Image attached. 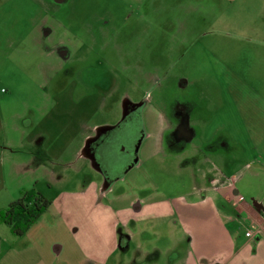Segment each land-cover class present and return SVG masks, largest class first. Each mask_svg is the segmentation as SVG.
<instances>
[{
  "label": "rangeland",
  "instance_id": "1",
  "mask_svg": "<svg viewBox=\"0 0 264 264\" xmlns=\"http://www.w3.org/2000/svg\"><path fill=\"white\" fill-rule=\"evenodd\" d=\"M129 105L147 149L142 191L127 193L176 196L222 176L264 199V0H0V212L31 189L101 188L96 158L76 150Z\"/></svg>",
  "mask_w": 264,
  "mask_h": 264
},
{
  "label": "crops",
  "instance_id": "2",
  "mask_svg": "<svg viewBox=\"0 0 264 264\" xmlns=\"http://www.w3.org/2000/svg\"><path fill=\"white\" fill-rule=\"evenodd\" d=\"M143 141L138 149L146 151ZM76 154L89 159L81 146ZM32 156L27 168L39 162ZM261 160L257 169L264 168ZM145 162L136 159L101 188L91 180L79 191L46 197L51 204L36 224L21 237L0 240V264H264V233L245 237L264 223V199H246L222 176L176 196L156 189L127 193L142 191L133 172Z\"/></svg>",
  "mask_w": 264,
  "mask_h": 264
},
{
  "label": "flooded vegetation",
  "instance_id": "3",
  "mask_svg": "<svg viewBox=\"0 0 264 264\" xmlns=\"http://www.w3.org/2000/svg\"><path fill=\"white\" fill-rule=\"evenodd\" d=\"M139 117L140 107L129 105L118 125L105 131L97 130L86 155L96 158L106 184L120 178L137 159L138 148L144 138L140 133Z\"/></svg>",
  "mask_w": 264,
  "mask_h": 264
},
{
  "label": "trees",
  "instance_id": "4",
  "mask_svg": "<svg viewBox=\"0 0 264 264\" xmlns=\"http://www.w3.org/2000/svg\"><path fill=\"white\" fill-rule=\"evenodd\" d=\"M51 202L34 189L24 193L0 212V223L14 236L24 235L50 206Z\"/></svg>",
  "mask_w": 264,
  "mask_h": 264
},
{
  "label": "built area",
  "instance_id": "5",
  "mask_svg": "<svg viewBox=\"0 0 264 264\" xmlns=\"http://www.w3.org/2000/svg\"><path fill=\"white\" fill-rule=\"evenodd\" d=\"M238 199L241 200L242 197L238 196ZM264 233V223H262L260 226H258L254 232L253 231H247L245 233V237L249 238L253 235L263 234Z\"/></svg>",
  "mask_w": 264,
  "mask_h": 264
},
{
  "label": "water",
  "instance_id": "6",
  "mask_svg": "<svg viewBox=\"0 0 264 264\" xmlns=\"http://www.w3.org/2000/svg\"><path fill=\"white\" fill-rule=\"evenodd\" d=\"M99 166V164H97Z\"/></svg>",
  "mask_w": 264,
  "mask_h": 264
}]
</instances>
